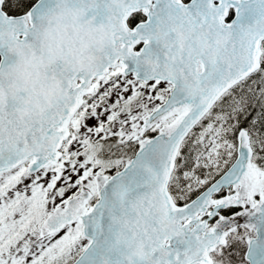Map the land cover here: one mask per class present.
<instances>
[{
	"label": "snow or ice",
	"instance_id": "snow-or-ice-1",
	"mask_svg": "<svg viewBox=\"0 0 264 264\" xmlns=\"http://www.w3.org/2000/svg\"><path fill=\"white\" fill-rule=\"evenodd\" d=\"M0 264H264V0H0Z\"/></svg>",
	"mask_w": 264,
	"mask_h": 264
}]
</instances>
